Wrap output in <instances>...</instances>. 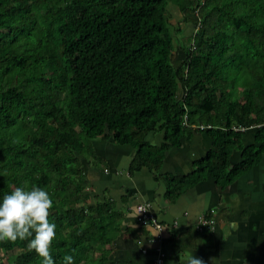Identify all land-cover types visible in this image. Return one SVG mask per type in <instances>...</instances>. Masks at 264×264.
<instances>
[{
    "label": "trees",
    "instance_id": "1",
    "mask_svg": "<svg viewBox=\"0 0 264 264\" xmlns=\"http://www.w3.org/2000/svg\"><path fill=\"white\" fill-rule=\"evenodd\" d=\"M251 126L244 146L236 128ZM192 130L212 148L188 175L163 176L171 200L208 175L232 182L264 153V0H0V201L15 187L48 191L55 264H134L106 255L112 207L90 202L79 158L96 161L93 139L133 145L130 172L157 170ZM0 264L41 258L27 240L0 242Z\"/></svg>",
    "mask_w": 264,
    "mask_h": 264
},
{
    "label": "crops",
    "instance_id": "2",
    "mask_svg": "<svg viewBox=\"0 0 264 264\" xmlns=\"http://www.w3.org/2000/svg\"><path fill=\"white\" fill-rule=\"evenodd\" d=\"M183 57L176 47L171 60L181 62ZM243 131L242 144H253L255 127ZM145 140L165 143L162 131H149ZM211 148L205 131L192 130L179 146L165 149L157 170L141 167L130 172L133 145L118 144L105 135L93 139L96 161L79 158L90 202L107 201L112 207L113 238L104 247L110 261L186 264L194 255L204 264H264V153L230 183L220 184L208 175L174 199L166 196L163 176L188 175L194 161ZM239 161L240 151L234 150L230 162ZM142 197L151 202L162 224L158 235L152 226L138 222L135 206Z\"/></svg>",
    "mask_w": 264,
    "mask_h": 264
},
{
    "label": "clouds",
    "instance_id": "3",
    "mask_svg": "<svg viewBox=\"0 0 264 264\" xmlns=\"http://www.w3.org/2000/svg\"><path fill=\"white\" fill-rule=\"evenodd\" d=\"M53 206L54 202L44 188L35 185L27 189L15 187L0 201V242L27 240L29 250L41 258V264H55L51 246L57 235L56 224L49 220ZM63 264H75L73 256H64ZM186 264H204V261L193 255Z\"/></svg>",
    "mask_w": 264,
    "mask_h": 264
},
{
    "label": "built area",
    "instance_id": "4",
    "mask_svg": "<svg viewBox=\"0 0 264 264\" xmlns=\"http://www.w3.org/2000/svg\"><path fill=\"white\" fill-rule=\"evenodd\" d=\"M197 20H198V22H197V26H198L199 19H197ZM191 44H193V43L191 42ZM182 120H183L184 125L189 126L186 114L183 115ZM193 127H198L200 129H206V128H209L210 126L200 124V125L193 126ZM236 129L243 131L245 128L238 127ZM135 212H136L137 219H138V222L140 225H143V226L150 225L153 228H155V230L157 232H159L162 229V224L159 221V219L157 218V216L153 210V206H152L151 202H149L147 199H144L143 197L141 198V200L135 206ZM202 220L204 223L208 222V220H204V219H202ZM160 232H159V234H160Z\"/></svg>",
    "mask_w": 264,
    "mask_h": 264
},
{
    "label": "rangeland",
    "instance_id": "5",
    "mask_svg": "<svg viewBox=\"0 0 264 264\" xmlns=\"http://www.w3.org/2000/svg\"><path fill=\"white\" fill-rule=\"evenodd\" d=\"M177 16H180V15H178V13L176 14ZM193 25H192V23H187V25H186V27H185V30H184V32H183V34L185 35L186 34V36L187 35H190L191 34V32L193 31ZM190 33V34H189ZM183 34H178L176 37H177V39L179 40V42L182 44V45H184L185 43H186V37H184L183 38ZM173 63L175 64V65H178L179 63H180V61H177V60H175V62L173 61ZM237 95H238V93H234V95H233V97L234 98H236L237 97ZM8 255H10L11 257H13L14 256V251H10V252H8Z\"/></svg>",
    "mask_w": 264,
    "mask_h": 264
}]
</instances>
